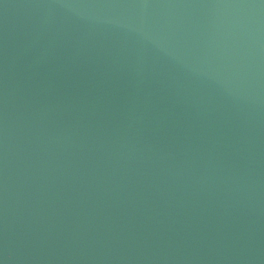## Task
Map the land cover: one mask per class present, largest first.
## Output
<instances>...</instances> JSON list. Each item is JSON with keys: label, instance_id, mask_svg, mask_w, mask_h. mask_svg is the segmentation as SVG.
Wrapping results in <instances>:
<instances>
[{"label": "water", "instance_id": "water-1", "mask_svg": "<svg viewBox=\"0 0 264 264\" xmlns=\"http://www.w3.org/2000/svg\"><path fill=\"white\" fill-rule=\"evenodd\" d=\"M211 264H264V245L239 252Z\"/></svg>", "mask_w": 264, "mask_h": 264}]
</instances>
